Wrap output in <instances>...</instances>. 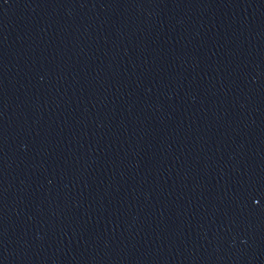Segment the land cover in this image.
<instances>
[{
    "label": "water",
    "instance_id": "1",
    "mask_svg": "<svg viewBox=\"0 0 264 264\" xmlns=\"http://www.w3.org/2000/svg\"><path fill=\"white\" fill-rule=\"evenodd\" d=\"M0 264H264V0H0Z\"/></svg>",
    "mask_w": 264,
    "mask_h": 264
},
{
    "label": "snow or ice",
    "instance_id": "2",
    "mask_svg": "<svg viewBox=\"0 0 264 264\" xmlns=\"http://www.w3.org/2000/svg\"><path fill=\"white\" fill-rule=\"evenodd\" d=\"M257 203H259V202H257Z\"/></svg>",
    "mask_w": 264,
    "mask_h": 264
}]
</instances>
